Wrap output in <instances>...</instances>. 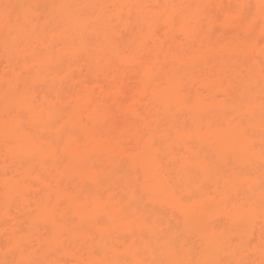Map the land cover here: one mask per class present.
<instances>
[{"label":"bare ground","instance_id":"obj_1","mask_svg":"<svg viewBox=\"0 0 264 264\" xmlns=\"http://www.w3.org/2000/svg\"><path fill=\"white\" fill-rule=\"evenodd\" d=\"M0 50V264H264V0H0Z\"/></svg>","mask_w":264,"mask_h":264},{"label":"rangeland","instance_id":"obj_2","mask_svg":"<svg viewBox=\"0 0 264 264\" xmlns=\"http://www.w3.org/2000/svg\"><path fill=\"white\" fill-rule=\"evenodd\" d=\"M216 28L218 29V28H220V27H219L217 24L215 25V34H214V35H219L220 33H222V32H220V31L217 32V29H216ZM234 29H235V31H236L237 28H234ZM234 29H233V27L231 28V30H234ZM218 30H219V29H218ZM231 32L233 33V31H231ZM236 32H237V31H236ZM234 33H235V32H234ZM0 51H1V50H0ZM0 58H1V59H0V66H1L2 63H3V62H1V61H3L2 59L5 60L4 54H2L1 52H0ZM5 62H6V61H5ZM5 64H6V63H5ZM3 66L5 67V65H3ZM3 66H2V67H3ZM74 69H75V71H76V68H74ZM81 69H82V68H81ZM73 71H74V70H73ZM81 71H82V72H81ZM81 71H80L81 74H82V73L84 74V72H83L84 70H81ZM79 74H80V73H78V75H79ZM81 74H80V75H81ZM37 83H38V84H39V83H43V87H45L44 84H46L45 82H42V81L37 82ZM37 83H36V85H38ZM41 85H42V84H41ZM48 86H49V85L46 84V90L48 89ZM38 87L41 88L40 84H39ZM43 87H42V88H43ZM49 87L52 88L51 86H49ZM44 89H45V88H43L42 90H44ZM49 90H50V89H49ZM4 156H7V155H4ZM6 159H7V162H6L5 164L8 163V165H6V166L9 167V166H10V165H9V162L11 163V161H9V160H11V159H10L9 157H7ZM0 160H1V159H0ZM4 161H5V160H4ZM8 161H9V162H8ZM1 162H3V157H2V161H1ZM2 241H3V236H1V242H2ZM3 252H4V250H3ZM68 258H69V257H68ZM68 258H65V257H64V259H66V262H70V263H71L73 260L68 259ZM63 261H65V260H63ZM66 262H65V263H66ZM66 264H67V263H66Z\"/></svg>","mask_w":264,"mask_h":264}]
</instances>
